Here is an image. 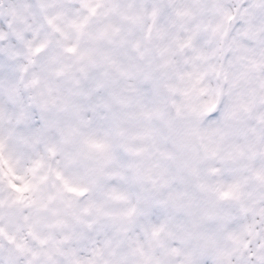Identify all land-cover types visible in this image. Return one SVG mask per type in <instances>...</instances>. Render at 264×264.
Segmentation results:
<instances>
[{
    "label": "clouds",
    "instance_id": "9594fccd",
    "mask_svg": "<svg viewBox=\"0 0 264 264\" xmlns=\"http://www.w3.org/2000/svg\"><path fill=\"white\" fill-rule=\"evenodd\" d=\"M0 264H264V0H0Z\"/></svg>",
    "mask_w": 264,
    "mask_h": 264
}]
</instances>
